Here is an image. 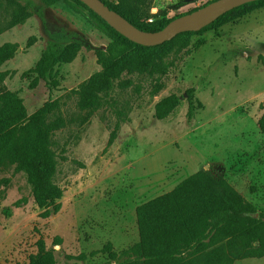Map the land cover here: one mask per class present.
<instances>
[{"label": "rangeland", "instance_id": "374dc122", "mask_svg": "<svg viewBox=\"0 0 264 264\" xmlns=\"http://www.w3.org/2000/svg\"><path fill=\"white\" fill-rule=\"evenodd\" d=\"M208 1L153 0L142 22L153 23L147 22L153 10L167 20ZM21 9V21L12 25ZM58 28L91 47H79L72 61L54 68L58 87L51 89L32 70L48 32ZM109 43L98 20L69 0L50 6L0 1V46H15L14 57L0 69L1 85L21 99L28 115L55 104L52 118L59 115L65 124L51 137L53 183L63 191L61 200L70 197L59 201L58 213L40 219L26 174L2 165L0 264H27L37 240L50 248L57 236L64 241L54 247L58 264H107L99 252L104 245L120 254L138 242L136 208L201 169L235 185L264 213V137L257 127L264 111V7L218 30L171 41L145 70L125 71L89 115L78 107L76 90L101 71L97 50ZM172 94L179 97L177 107L155 119V104ZM251 160L261 168L253 180ZM80 254L86 260L67 259ZM241 264H264V258Z\"/></svg>", "mask_w": 264, "mask_h": 264}, {"label": "trees", "instance_id": "16d2710c", "mask_svg": "<svg viewBox=\"0 0 264 264\" xmlns=\"http://www.w3.org/2000/svg\"><path fill=\"white\" fill-rule=\"evenodd\" d=\"M40 1L50 6L55 0ZM69 1L98 20L100 31L110 40L105 48L97 50L100 52L101 71L76 90L78 107L89 115L99 108L101 95L108 94L114 82L125 71L145 70L153 57L158 56L171 41L186 35L218 30L264 7V0L241 5L197 32L181 33L171 41L146 47L123 37L79 0ZM101 1L145 32L159 31L171 20L187 14L144 24L142 16L148 14L153 0H116V3ZM22 13L23 9L12 21V25L21 21ZM83 45L91 47L79 36L61 28L49 31L46 47L32 71L48 87L57 88L54 68L61 62L72 61L73 53ZM14 55V45L0 46V69ZM2 81L3 75L0 73V167L8 163L14 166L15 172L26 174L34 203L40 210L38 217L44 220L62 208L59 201L63 191L53 183L56 156L51 150V137L65 123L59 115L52 118L56 109L54 103H45L28 115L21 99L5 91ZM178 101L179 97L174 94L159 100L154 107V118H166L177 107ZM258 129L264 137V111L258 120ZM22 201L15 202V205L19 206ZM255 214H258L257 218ZM136 224L139 239L131 248L117 254L111 244L107 243L99 251L106 255L107 264H234L244 259L264 257V213L258 211L224 178L214 177L209 170L201 169L178 183L171 191L139 205L136 208ZM60 244L58 236L50 248L41 239L37 240V252L29 257L27 264H58L54 247ZM86 256H67V259L81 261L86 260Z\"/></svg>", "mask_w": 264, "mask_h": 264}, {"label": "water", "instance_id": "95a60500", "mask_svg": "<svg viewBox=\"0 0 264 264\" xmlns=\"http://www.w3.org/2000/svg\"><path fill=\"white\" fill-rule=\"evenodd\" d=\"M79 1L131 42L141 46L153 47L172 40L178 34L197 32L223 14L258 0H215L204 7L171 20L164 28L156 32H145L137 29L117 12L110 10L101 0ZM254 217L257 218L258 214H255Z\"/></svg>", "mask_w": 264, "mask_h": 264}, {"label": "crops", "instance_id": "0c3cea01", "mask_svg": "<svg viewBox=\"0 0 264 264\" xmlns=\"http://www.w3.org/2000/svg\"><path fill=\"white\" fill-rule=\"evenodd\" d=\"M257 127H258V125H257ZM259 130V129H258ZM184 134H186V133H184ZM223 150V151H222ZM221 152H223L224 153V155H226L227 154V152H226V150L224 149V148H222L221 150H220V153ZM259 165V167H260V163H259V160H251V162H250V164L247 166V169H248V171L251 173V179L253 180V171H261V168H257L255 165ZM202 167H205V165H202ZM203 170H205V169H203ZM196 173V172H195ZM255 174H257V173H255ZM240 182V180L238 181V183L236 184V185H238L239 186V183ZM231 185V184H230ZM234 189H235V185H231ZM236 190V189H235ZM237 191V190H236ZM238 192V191H237ZM239 193V192H238ZM240 194V193H239ZM241 195V194H240ZM69 199H70V197H63V199L61 200V202L62 203H65L66 201H69ZM34 202V201H33ZM251 202V201H250ZM252 203V202H251ZM35 204V203H34ZM253 204V203H252ZM20 210H24V209H20ZM40 212V210L38 209V213ZM31 218V216H29V217H27V219H30ZM34 218H36V217H34ZM62 239V241H61V243L63 244V238H61ZM67 251H68V249H67ZM264 257H262V258H258V259H263ZM252 259H257V258H252ZM245 260V259H244ZM241 261H243V260H241ZM241 261H236L234 264H241Z\"/></svg>", "mask_w": 264, "mask_h": 264}, {"label": "built area", "instance_id": "2783aa9c", "mask_svg": "<svg viewBox=\"0 0 264 264\" xmlns=\"http://www.w3.org/2000/svg\"><path fill=\"white\" fill-rule=\"evenodd\" d=\"M110 1L116 3V0H110ZM152 13H153V14L150 15L149 18L147 19V22H148V23L159 22V21H161V20L163 19V16L160 15V14L158 13V11L153 10Z\"/></svg>", "mask_w": 264, "mask_h": 264}]
</instances>
